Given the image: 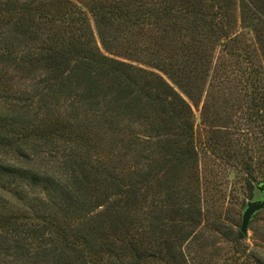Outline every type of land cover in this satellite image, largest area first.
<instances>
[{
  "label": "trees",
  "instance_id": "obj_1",
  "mask_svg": "<svg viewBox=\"0 0 264 264\" xmlns=\"http://www.w3.org/2000/svg\"><path fill=\"white\" fill-rule=\"evenodd\" d=\"M236 24L231 0H0V264L155 260L133 210L164 169L155 147H176L165 169L186 164L206 192L215 179L195 174L201 156L245 189L264 183V138L260 147L240 132L222 151L194 139L192 106L208 77L210 100L245 95L264 109V64L242 68L255 42L231 33ZM22 70L39 76H9ZM256 120L264 126V112ZM245 122L250 132L255 119ZM245 238L239 231L236 242ZM163 240L159 261L189 264Z\"/></svg>",
  "mask_w": 264,
  "mask_h": 264
},
{
  "label": "rangeland",
  "instance_id": "obj_2",
  "mask_svg": "<svg viewBox=\"0 0 264 264\" xmlns=\"http://www.w3.org/2000/svg\"><path fill=\"white\" fill-rule=\"evenodd\" d=\"M231 2L237 18L236 27L231 29V33L239 34L243 40L251 39L255 42V46L248 48L249 54H253L254 57L249 60V63L245 61L242 68L250 67L255 73L260 69V65L264 64V57L261 59L256 48V43L259 41L258 48L264 54V0H231ZM242 12L243 21L240 18ZM96 41L100 50L104 52L97 37ZM215 48L212 59L214 62L220 50L218 45ZM10 75L15 77L16 81L23 82L25 78L36 80L39 73H26V70H22ZM209 81L210 77L207 78L203 89V92L207 93L206 96L202 95L200 102L198 100V107L192 106L194 139L197 146L200 147L202 142H211V144L219 142L217 148L222 151L231 143L239 142L240 139L236 138H241L240 132H244L249 137L258 136L260 141L256 145L261 147L264 138L261 132H264V126L262 121L256 119H259L264 109L260 107L259 100H253L258 107H254V103H251L252 98H247L245 95H241L240 98L224 95L210 100L207 86ZM204 102L205 108L202 110ZM250 116L255 119V122L250 125V132H246L245 121ZM229 139L231 143H228ZM153 150L154 153L156 152L154 159L163 165L164 169L156 174H154L155 171L152 172L151 178L159 177L158 182L153 181L151 188L144 191L133 207L138 218L137 226L140 228L139 243L142 248H150L151 253L156 256L155 260L151 259L147 264H164L163 261L158 260V257L163 256L167 250L166 245L161 243L163 239L174 246L169 250L173 255L171 257L176 259L182 257L189 264H244L245 261H250L247 257L244 258V255H251L256 260L261 259L264 264V243H262L264 210L251 218L245 240L236 242L242 213L247 204L261 200L264 183H254L253 188L245 189L242 182L233 178V173L228 179H223L220 174H214L218 171L211 169L215 167L214 158L211 155L209 158L201 156L196 166L197 171L194 170L195 174H200L201 177L211 175L215 179L214 186L206 192L199 183L193 182V175L191 171H187L186 164H179L171 171L165 169V159L173 155L172 151H176V147L168 144L162 148L155 147ZM138 164L142 171L148 170L145 166L147 164L145 158L139 160ZM219 173L222 174L221 171ZM164 178H169L170 181L165 182ZM92 186H96L95 181L92 182ZM98 189L102 194H107L104 188ZM99 191L95 190V193L99 194ZM191 194L194 195V204L192 210H188L187 203L190 202ZM100 198V200L103 199V197ZM149 212L152 213L151 217L148 216ZM151 220L155 232L149 237L147 227ZM104 232L107 233V230Z\"/></svg>",
  "mask_w": 264,
  "mask_h": 264
},
{
  "label": "water",
  "instance_id": "obj_3",
  "mask_svg": "<svg viewBox=\"0 0 264 264\" xmlns=\"http://www.w3.org/2000/svg\"><path fill=\"white\" fill-rule=\"evenodd\" d=\"M264 210V192L262 193V198L258 202H253L247 204L241 216V224L239 231L243 234H247V229L251 218L258 212Z\"/></svg>",
  "mask_w": 264,
  "mask_h": 264
}]
</instances>
